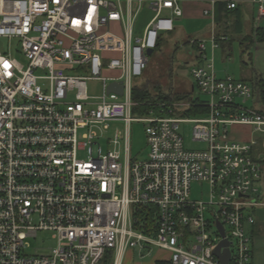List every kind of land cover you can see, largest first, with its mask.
Segmentation results:
<instances>
[{
  "label": "built area",
  "instance_id": "2783aa9c",
  "mask_svg": "<svg viewBox=\"0 0 264 264\" xmlns=\"http://www.w3.org/2000/svg\"><path fill=\"white\" fill-rule=\"evenodd\" d=\"M215 1L207 0L205 15L213 16ZM250 1L264 11V0ZM143 4L153 14L137 30ZM181 14L180 0H0V264H99L107 249L120 264L119 253L132 247L167 250L170 264H221L213 250L224 239L227 264H250L248 212L264 206V113L245 105L252 85L217 77L207 40L191 39L204 62L191 76L207 95L200 102L207 113L184 118L170 108L132 117L133 80L147 68V50ZM209 44L213 54L218 43L210 37ZM89 80L101 83L100 95H89ZM183 101L173 108L191 105ZM133 120L144 123L143 159L130 158ZM111 121L125 124L124 157L117 132L103 150L93 130ZM186 121L205 148H184ZM233 124L252 126L258 137L231 139ZM193 181L207 184L206 198H190ZM147 206L156 208L148 233L135 229L136 209ZM44 230L56 246L28 253L29 239Z\"/></svg>",
  "mask_w": 264,
  "mask_h": 264
},
{
  "label": "rangeland",
  "instance_id": "374dc122",
  "mask_svg": "<svg viewBox=\"0 0 264 264\" xmlns=\"http://www.w3.org/2000/svg\"><path fill=\"white\" fill-rule=\"evenodd\" d=\"M152 12L143 4L142 9L135 21V27L140 30L152 16ZM250 49V53L246 54V51H241L237 42L231 44L230 52H225L227 49L223 47H217L212 54L209 40L206 44V56L208 60L212 57V65L214 72L217 75L223 77L225 74H230L235 79L241 80L239 72L243 70L251 69L252 64V49L254 47L247 46ZM0 48H5V45L1 42ZM244 48V47H243ZM229 51V50H227ZM194 48L188 43H184L178 36L173 32L162 33V44L158 50L153 51L149 55V63L147 65L144 74L139 79L133 80V86L145 87L152 96L157 97L161 95H167L172 97V109L174 113L184 118H191L192 115H185L183 111L175 110L174 103H183L182 99H173L175 96H182L191 94L192 98L197 96L201 100L207 99V95L201 94L197 89L195 82L191 76V69L193 66L199 65L198 62L193 58ZM17 60L24 64L25 58L17 54L15 55ZM204 64V63H203ZM202 64V65H203ZM243 79L242 81H244ZM250 85L253 81L245 80ZM86 87L90 96L96 97L101 93V83L97 80H89L86 82ZM193 88V89H192ZM254 95V94H253ZM253 98L245 102L246 106H251ZM92 101H96L95 98ZM144 114L132 112V117L138 118ZM192 126L191 122H182L179 125V132L183 139L184 148L188 150H197L205 148L204 143H199L192 140ZM93 130L99 134V143L103 150L107 147V138H113V135L117 132L119 137L120 145L118 147L121 156L124 157L123 141L122 137L125 132V124L122 121H111L108 124V128H103L101 125L93 127ZM85 132L80 130L79 136ZM129 135V154L131 159H143L148 151L146 145V138L144 132V123L138 120H133L128 126ZM258 137L257 134H255ZM84 156V152H82ZM208 194L207 184L200 181H193L190 185V198L201 199L206 198ZM260 195L264 198V181L260 186ZM136 229V228H135ZM28 253H47L49 249L54 248L57 244V238L54 236L53 231H40L38 232L35 239H29ZM154 248V247H153ZM132 256L130 261L146 260L142 259L138 254V247L130 248ZM144 252V251H143ZM156 251L153 252V254ZM157 254V253H156ZM155 254V255H156Z\"/></svg>",
  "mask_w": 264,
  "mask_h": 264
},
{
  "label": "crops",
  "instance_id": "0c3cea01",
  "mask_svg": "<svg viewBox=\"0 0 264 264\" xmlns=\"http://www.w3.org/2000/svg\"><path fill=\"white\" fill-rule=\"evenodd\" d=\"M229 1L216 0L213 16L210 17L203 13V10L208 7L207 0H180L182 14L174 18V29L171 32L175 33L184 43L191 45L194 48V54L195 46L190 44L191 39L209 40L210 37H214L219 47L229 50L225 52H230L231 44L234 42H237L240 50L246 51V54L250 53L247 46L254 47L251 69L239 72V77L241 80L253 81V96L255 97L250 107L264 110V104L256 87V81L264 80V11L260 12L256 4L250 0H236V6L229 9L227 8ZM160 38L162 39V36ZM193 58L199 65L204 63L195 55ZM226 75L231 76L230 74L224 76ZM217 77L222 78L220 75ZM255 134L257 133L249 125L233 124L229 127L230 138L235 141H248L251 137L256 138ZM249 213L254 218L252 224H246L251 241L250 264H264V206H255ZM154 251L157 254H153ZM138 254L146 260L130 261L132 256L130 248L120 252L118 255L120 264H157L168 262L170 255L167 250L156 247L144 249L141 252L138 250Z\"/></svg>",
  "mask_w": 264,
  "mask_h": 264
},
{
  "label": "trees",
  "instance_id": "16d2710c",
  "mask_svg": "<svg viewBox=\"0 0 264 264\" xmlns=\"http://www.w3.org/2000/svg\"><path fill=\"white\" fill-rule=\"evenodd\" d=\"M162 39L160 38L157 48L154 49L158 50L161 47ZM152 51V52H153ZM256 87L258 88L259 97L261 101L264 104V80L259 79L256 81ZM181 96H175L176 100L184 99L191 101V105L183 110V114L185 115H192L195 116H203L207 113V107L205 105H201L200 102H203L198 96L197 98H192L191 94H188L187 96L184 95L182 98ZM132 100L136 102V104L132 108V112L136 111L137 113H141L144 115H147L149 113V110H152L153 114L156 115H166L169 114V109L172 108V97H169L167 95H161L154 97L151 95V93L148 92V90L145 87H135L133 94H132ZM264 113V110H261ZM177 114V113H176ZM263 177H264V171H263ZM264 180V179H263ZM137 213H135V228L137 230H141L143 232H153L154 231V218H155V211L156 208L154 206H147V207H141L137 208ZM141 223L144 224L141 225ZM114 259V251L107 249L101 261L99 264H112ZM157 264H170L168 262H158Z\"/></svg>",
  "mask_w": 264,
  "mask_h": 264
},
{
  "label": "water",
  "instance_id": "95a60500",
  "mask_svg": "<svg viewBox=\"0 0 264 264\" xmlns=\"http://www.w3.org/2000/svg\"><path fill=\"white\" fill-rule=\"evenodd\" d=\"M152 53V50L151 49H148L147 50V54L150 55ZM110 89H113V90H116L118 91L119 93H121V87H118L115 83H112L110 86H109ZM217 227L220 231V233L223 235V228H222V225L220 224V222H217ZM213 254L216 255L221 264H227L229 258H230V251H229V248H228V241L227 240H222L218 245L217 247L213 250Z\"/></svg>",
  "mask_w": 264,
  "mask_h": 264
}]
</instances>
